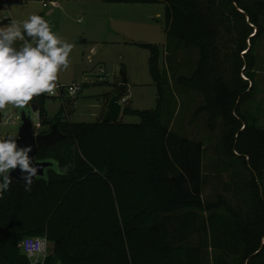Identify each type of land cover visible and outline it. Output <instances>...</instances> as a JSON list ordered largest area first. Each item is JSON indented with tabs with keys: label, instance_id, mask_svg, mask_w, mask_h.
I'll list each match as a JSON object with an SVG mask.
<instances>
[{
	"label": "trees",
	"instance_id": "obj_1",
	"mask_svg": "<svg viewBox=\"0 0 264 264\" xmlns=\"http://www.w3.org/2000/svg\"><path fill=\"white\" fill-rule=\"evenodd\" d=\"M104 1L165 4L164 50L187 54L188 74L177 75L175 84L202 95L198 111L206 113L209 130L221 126L219 161L249 174L239 180L242 199L232 206L222 196L204 198L206 145L172 130L180 105L160 68L161 49L136 43L149 51L158 94L153 109L123 107L138 123L101 122L102 116L72 122L61 112L47 121L48 93L29 102L41 128L47 126L41 133L57 124L67 135L37 159L58 160L66 174L49 170L30 190L11 178L0 199V264H32L19 247L25 236L52 244L34 264H264V125L241 107L255 91L264 0ZM9 20L3 16L0 23ZM224 24L234 43L226 50ZM118 90L124 95V84Z\"/></svg>",
	"mask_w": 264,
	"mask_h": 264
},
{
	"label": "rangeland",
	"instance_id": "obj_2",
	"mask_svg": "<svg viewBox=\"0 0 264 264\" xmlns=\"http://www.w3.org/2000/svg\"><path fill=\"white\" fill-rule=\"evenodd\" d=\"M49 1L0 2V18L4 16L10 19H23L33 12L39 13L50 22L53 30L61 38L74 44L69 56V68L59 72L56 84L65 87L78 84L81 88L73 96L67 91L53 96L46 95L43 106L47 121L53 120L60 112L62 120L72 122H94L99 119L102 102L108 101V95L114 94L121 84L120 71H124L126 75L127 82L124 84V90L128 95V101L122 108L130 107L140 110L155 108L158 94L157 85L149 72V51L136 43L156 44L161 49L160 68L166 69L178 107L180 105L171 128L189 138L202 140L206 145L205 169L208 177L203 196L211 201H216L219 196H222L228 204L236 206L239 199H242V194L239 192V180L241 177H249V174L247 172L235 174L233 169L225 168L224 162L219 161L215 146L221 142L223 134L221 126L218 125L214 131L209 130L206 113L198 111V107L203 104L202 95L192 90L184 92L175 84L177 75L188 74V68L184 66L187 54L180 49L170 56V53L164 50L165 4L57 0L60 8L43 6V2L49 3ZM49 10L52 11L48 13ZM81 18L82 23L78 22ZM7 23H0V26H5ZM221 31L222 42L226 45L224 50L232 48L234 43L225 24L221 27ZM258 42L259 45L255 51L257 56L255 91L242 103L241 107L256 120L257 124L264 125V36ZM170 58L173 69L169 66ZM100 69H103L101 73L104 77L103 81H97L96 74L98 71L100 74ZM2 115L0 136L16 135L20 123L18 109L8 105L5 110H2ZM7 117L14 118V121L7 123ZM32 119L35 122L39 121L35 113L32 114ZM120 120L139 122L138 117L123 113ZM44 128L47 126L40 128L39 132ZM217 172L218 177H216ZM49 249L50 243L47 253ZM213 255L214 252L209 249L207 254L209 262Z\"/></svg>",
	"mask_w": 264,
	"mask_h": 264
},
{
	"label": "clouds",
	"instance_id": "obj_3",
	"mask_svg": "<svg viewBox=\"0 0 264 264\" xmlns=\"http://www.w3.org/2000/svg\"><path fill=\"white\" fill-rule=\"evenodd\" d=\"M78 22H83L82 18ZM74 44L53 30L50 22L39 13L23 19H10L0 26V111L8 105L25 109L33 97L44 93L54 94L58 74L69 68V56ZM75 92V89H70ZM32 146H19L17 135L0 136V199L10 190V170L20 169L25 190H30L34 180H47L46 169L56 175L66 174L60 162L49 158L50 167L38 175L40 163L29 156ZM46 238L29 243L27 251L39 255L46 251Z\"/></svg>",
	"mask_w": 264,
	"mask_h": 264
},
{
	"label": "water",
	"instance_id": "obj_4",
	"mask_svg": "<svg viewBox=\"0 0 264 264\" xmlns=\"http://www.w3.org/2000/svg\"><path fill=\"white\" fill-rule=\"evenodd\" d=\"M120 76L122 78L121 83L125 84L127 82L126 75L124 71H120ZM122 95V90L116 91L108 100L106 105V109L104 115L101 119V122L108 121H118L120 114L122 112V104L119 101V97ZM37 111V107L33 104L26 106L25 109H18V116L20 119L19 128L17 131V143L19 146H32V151L29 152L30 157H34V159L38 161H42L40 163V167L38 170V175H43V169L50 167L46 160L48 159H37V154L40 150H43L48 147H53L60 141L67 138V135L62 133L58 128L57 124H52L50 130L46 133L35 132L34 122L32 119V114ZM50 169H46V174L48 175ZM10 177L15 181L24 185V181L22 180V173L20 169L17 167L16 169L10 170Z\"/></svg>",
	"mask_w": 264,
	"mask_h": 264
},
{
	"label": "built area",
	"instance_id": "obj_5",
	"mask_svg": "<svg viewBox=\"0 0 264 264\" xmlns=\"http://www.w3.org/2000/svg\"><path fill=\"white\" fill-rule=\"evenodd\" d=\"M7 1H9V0H0V2H7ZM49 5L52 8H60V3L57 0H50L49 3L43 2V6L47 7ZM98 72L96 74L97 77H98L97 81H103L104 77L101 75V73H103V69H100V74H98ZM80 88H81V85H78V84L69 85L67 87H65L64 85L56 84V89L54 91V94H49V95L53 96L56 93L63 94L65 91H67L69 93V95L73 96V95L78 93ZM70 89H75V92L70 91ZM119 101H120V103L123 106L128 101V95H126V94L121 95L119 97ZM34 113L36 114V118H38V120H39L37 122H35L33 120L35 132L38 133L39 129L41 128L40 115H39L38 110L36 112H34ZM13 121H14V118H11V117L10 118L9 117L6 118V122L7 123H11ZM44 239H45V237H43V236H25L19 243V247H20L21 251L32 261V264H34L35 262H37L39 260H42L46 256L47 250H48V241L46 240V243H45L46 251L41 253V254H39V255H35V256L30 254L27 251V245L30 242L31 243H36V242L42 241ZM40 257H41V259H40Z\"/></svg>",
	"mask_w": 264,
	"mask_h": 264
},
{
	"label": "crops",
	"instance_id": "obj_6",
	"mask_svg": "<svg viewBox=\"0 0 264 264\" xmlns=\"http://www.w3.org/2000/svg\"><path fill=\"white\" fill-rule=\"evenodd\" d=\"M52 10H49V12L48 13H50ZM107 94V93H106ZM105 94V95H106ZM111 97V96H110ZM109 97V98H110ZM108 98V97H107ZM109 98H108V100H109ZM107 103H108V101H106ZM106 102H102V105L100 106V110L102 111H100V114H99V116L101 115H103L104 114V112H105V109H106V105H107V103ZM106 104V105H105ZM121 114H122V112H121ZM121 114H120V116H121ZM120 118V117H119ZM125 123H138V122H125ZM48 244H49V242H48ZM52 247V244L50 243V248ZM49 252H50V249H49Z\"/></svg>",
	"mask_w": 264,
	"mask_h": 264
}]
</instances>
